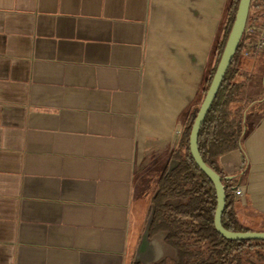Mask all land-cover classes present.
<instances>
[{"label":"crops","instance_id":"1","mask_svg":"<svg viewBox=\"0 0 264 264\" xmlns=\"http://www.w3.org/2000/svg\"><path fill=\"white\" fill-rule=\"evenodd\" d=\"M229 2L0 0V264L134 263L146 171L173 160ZM245 69L248 132L221 167L264 233V54Z\"/></svg>","mask_w":264,"mask_h":264},{"label":"trees","instance_id":"2","mask_svg":"<svg viewBox=\"0 0 264 264\" xmlns=\"http://www.w3.org/2000/svg\"><path fill=\"white\" fill-rule=\"evenodd\" d=\"M251 2L264 3V0ZM238 3L239 0H230L227 6L224 34L213 50V64L207 72L199 100L192 105L189 125L173 154V160L178 162V166L169 175L164 174L159 183L158 194L152 200L155 215L151 234L159 231L169 234L167 242L179 253L180 264H243L247 256L259 264H264V243L229 242L216 233L213 225L216 210L215 191L211 182L196 167L189 152L192 122L215 74L236 16ZM255 40L256 36H242L198 136V152L201 159L220 177L225 188L226 204L222 226L231 232H254L240 220L237 212L238 198L234 194L236 187L230 185L231 182L239 184L243 173L228 179L221 167V159L231 152L243 150V142L248 132L246 111L252 104L250 99L243 97L252 80V76L245 71V63L246 57L256 55L248 47V44ZM170 201L179 204L176 206L175 203L173 206ZM251 258L249 264H252Z\"/></svg>","mask_w":264,"mask_h":264},{"label":"water","instance_id":"3","mask_svg":"<svg viewBox=\"0 0 264 264\" xmlns=\"http://www.w3.org/2000/svg\"><path fill=\"white\" fill-rule=\"evenodd\" d=\"M251 0H239L236 16L230 32L228 34L221 58L217 65L215 74L211 84L207 90L205 98L199 108V111L192 122V127L189 134V152L196 167L201 173L211 182L216 196V210L213 218V225L216 233L225 241L229 242H262L264 243V233L257 232H231L222 226V216L225 210L226 196L225 188L222 185L220 177L210 168H208L200 157L198 152V136L199 131L204 123V120L210 111L217 93L221 87L225 74L230 66V63L238 49L241 38L244 34L247 19L249 15ZM178 166V162L172 160L166 170V176L173 172ZM156 192L154 198L157 196ZM155 215V206L152 204L150 214L144 227V232L141 237L140 246L135 256L133 264H147L143 261L142 256L146 249H152V262L148 264H159L167 258L172 249L165 244L164 237L166 234L158 233L151 235V227ZM252 259V263H253Z\"/></svg>","mask_w":264,"mask_h":264},{"label":"built area","instance_id":"4","mask_svg":"<svg viewBox=\"0 0 264 264\" xmlns=\"http://www.w3.org/2000/svg\"><path fill=\"white\" fill-rule=\"evenodd\" d=\"M244 34L246 36H256L255 42L248 44L256 55L264 54V3L251 2L249 15ZM243 34V35H244ZM236 196L240 195L238 188L234 190Z\"/></svg>","mask_w":264,"mask_h":264},{"label":"rangeland","instance_id":"5","mask_svg":"<svg viewBox=\"0 0 264 264\" xmlns=\"http://www.w3.org/2000/svg\"><path fill=\"white\" fill-rule=\"evenodd\" d=\"M227 9V8H226ZM226 9H225V12H224V15L222 16V21H223V18L225 19V17H226ZM213 53V52H212ZM212 64H213V57H212V59H211V64H210V68H211V66H212ZM209 68V69H210ZM206 76H207V74H205L204 75V81H205V78H206ZM204 81L202 80V87H203V85H204ZM259 82V79L257 78H255L254 79V81L252 82V84H251V86L249 87V89H247L246 91H245V94H244V96L243 97H245V96H248V93L251 95V94H253V92H255L256 91V89L255 90H253V88H254V84H257ZM252 96V95H251ZM190 122V121H189ZM189 122H188V124L186 125V127L189 125ZM186 127H185V129H186ZM185 129L183 130V132L185 131ZM183 132L181 133V136H182V134H183ZM181 136H180V139H181ZM180 139H179V141H180ZM179 143V142H178ZM166 159L165 158H163V157H160L158 160H157V162H156V165L151 169V170H147L146 172L148 173V178L146 179V181L142 184V187L144 188V189H149L150 191H151V199H153L154 198V196H155V192H152V189L155 187L154 185L156 184V183H159L160 182V180H161V178L164 176V174H165V172H166V170H167V168H165L166 166ZM169 166V163H168V165H167V167ZM151 182V183H150ZM150 183V184H149ZM151 206V205H150ZM239 215V218H241V219H243V220H245L246 222H248L249 221V219H247V217H246V213L245 212H242V213H240V214H238ZM243 217V218H242ZM246 225H248L247 223H246ZM252 230L253 231H256V229L253 227L252 228ZM250 258L251 257H249V256H247V258H245V260L243 261V264H249L248 263V261L250 260ZM253 258H251V260H252ZM254 261H253V263L252 264H259V263H257V261H255V259H253Z\"/></svg>","mask_w":264,"mask_h":264},{"label":"flooded vegetation","instance_id":"6","mask_svg":"<svg viewBox=\"0 0 264 264\" xmlns=\"http://www.w3.org/2000/svg\"><path fill=\"white\" fill-rule=\"evenodd\" d=\"M176 203V206H178V202H172L170 201V204L174 206V204ZM169 204V205H170ZM158 233H164L166 234L165 237H164V242L166 244L169 245V243L167 242V238H168V235L167 233H165L164 231H159V232H156V233H152L151 235H155V234H158ZM169 247L172 249V254L170 256H168L166 259H164L162 262V264H180V256H179V253L169 245Z\"/></svg>","mask_w":264,"mask_h":264}]
</instances>
